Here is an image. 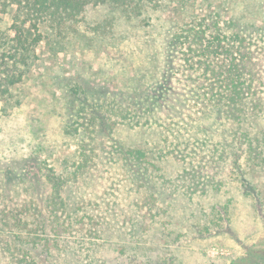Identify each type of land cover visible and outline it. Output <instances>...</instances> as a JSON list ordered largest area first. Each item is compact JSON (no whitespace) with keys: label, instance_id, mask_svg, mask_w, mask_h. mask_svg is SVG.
Returning a JSON list of instances; mask_svg holds the SVG:
<instances>
[{"label":"rangeland","instance_id":"rangeland-1","mask_svg":"<svg viewBox=\"0 0 264 264\" xmlns=\"http://www.w3.org/2000/svg\"><path fill=\"white\" fill-rule=\"evenodd\" d=\"M144 1L90 4L51 38L40 25L28 73L0 102L1 246L48 240L49 264H264V70L243 78L238 125L181 78L174 42L218 14L264 49V0ZM14 10L0 7V35ZM51 173L67 182L52 225Z\"/></svg>","mask_w":264,"mask_h":264},{"label":"trees","instance_id":"trees-1","mask_svg":"<svg viewBox=\"0 0 264 264\" xmlns=\"http://www.w3.org/2000/svg\"><path fill=\"white\" fill-rule=\"evenodd\" d=\"M146 1L155 5L160 3L159 0ZM107 3L128 7L131 3L138 5L145 1L0 0V7L4 12L6 8L15 7L12 15V28H10L12 34L0 35V102L8 98L11 88L20 83L28 73L30 64L36 57L37 45L44 38L39 29L40 25L47 27L45 32L51 30L49 31L51 33H47L51 38V34L59 33L64 24L76 21L88 5ZM209 17L207 24L205 20L193 25L185 24L175 35L174 42L177 49L179 47L178 64L182 71L180 76L185 82L196 85L199 90L205 93L207 109L210 112H215L226 119H235L240 125L246 123V116L242 115V108L237 105L240 99L246 97V93L251 92V87L242 89L240 86H242L243 78L253 80L259 77L260 69L264 70V49H259L257 42L247 43V39H244V36L241 37L240 34L227 35L220 26L221 19L218 14ZM231 24L229 22V25ZM204 28L207 29V37H205L206 30ZM262 33L264 34V30ZM46 40L48 42L49 39ZM225 81L229 82L228 87L216 85ZM252 106L257 113L263 111V108L257 103ZM81 117L83 121L86 119L85 115L81 114ZM88 121L92 123L93 118H89ZM241 144L248 148L246 150L248 162L260 159L261 152L256 150L258 148L254 149L248 134H242ZM236 146L241 147L239 144ZM261 160L264 164V156ZM73 173L75 176V172ZM60 178L55 177V174L52 173L47 175L51 192L45 202V208L50 211V225L58 222L60 218L58 211L65 206L61 191L67 182L58 181ZM42 221L43 225L47 227V220ZM1 235L0 246L8 233L1 232ZM44 241L46 242L37 243L30 240L28 243L26 238L19 240L15 238L10 243L6 242L3 248L0 247L2 264H49L45 260L50 255L49 241ZM38 250L41 252L39 253ZM258 258L264 259V254ZM252 260H254V256L248 255L241 258L237 264H248Z\"/></svg>","mask_w":264,"mask_h":264},{"label":"water","instance_id":"water-1","mask_svg":"<svg viewBox=\"0 0 264 264\" xmlns=\"http://www.w3.org/2000/svg\"><path fill=\"white\" fill-rule=\"evenodd\" d=\"M234 264H237V262H236V263H234Z\"/></svg>","mask_w":264,"mask_h":264}]
</instances>
